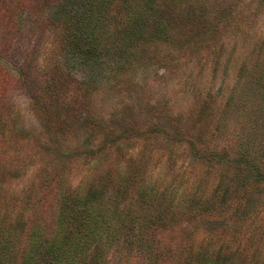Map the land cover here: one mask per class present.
<instances>
[{
  "label": "rangeland",
  "instance_id": "374dc122",
  "mask_svg": "<svg viewBox=\"0 0 264 264\" xmlns=\"http://www.w3.org/2000/svg\"><path fill=\"white\" fill-rule=\"evenodd\" d=\"M166 1L151 23L164 31L88 65L62 54L31 0L0 15V229L19 250L33 225L52 234L64 194L91 188L122 211L153 187L178 210L148 234L159 259L121 246L110 264H264V153L240 141L245 123L264 124V0Z\"/></svg>",
  "mask_w": 264,
  "mask_h": 264
},
{
  "label": "trees",
  "instance_id": "16d2710c",
  "mask_svg": "<svg viewBox=\"0 0 264 264\" xmlns=\"http://www.w3.org/2000/svg\"><path fill=\"white\" fill-rule=\"evenodd\" d=\"M12 1L0 0V15L10 13L8 5ZM25 1L18 0L22 4ZM31 2L29 6L32 16L42 15L47 10V15L39 25L41 29L48 26L62 54L69 55L74 64L88 65L106 59H122V56L125 58L132 53L133 48L151 41L150 37L158 33L159 29L164 31V24L167 23L160 21L158 30H151L156 5L157 8L162 4L167 5L166 0ZM114 6H118L117 15L112 14ZM50 8L53 10L48 11ZM60 62L66 67L69 65L68 61ZM19 73L23 86L30 87L31 78L28 74L23 70ZM7 75L0 67V90L9 82ZM261 84V81H251L247 89L256 94ZM260 97L263 98L260 105L263 110L264 97L262 94ZM244 100L234 92L228 100V107L236 109ZM245 128L240 140L245 149L250 151V146L258 141V147L264 153V124L261 121H252L247 125L245 123ZM257 131L262 133L258 134ZM164 192L163 188L156 191V188L147 187L136 199L135 206L122 211L118 204L111 201L98 202L91 188L83 193L72 191L64 194L56 210L51 235L45 236L41 225H33L28 231L24 248L19 250L18 239L14 234L7 232L2 236L4 231L0 229V264H110L108 253L111 250L117 252L124 247L127 254H136L148 262H155L160 257L156 247L158 241L151 240L148 234L158 228L165 229L178 217V210L171 200L165 198ZM159 197L164 198L158 201ZM197 213L199 216L204 214L203 207ZM183 256L178 258V262L171 264H182L179 260Z\"/></svg>",
  "mask_w": 264,
  "mask_h": 264
}]
</instances>
